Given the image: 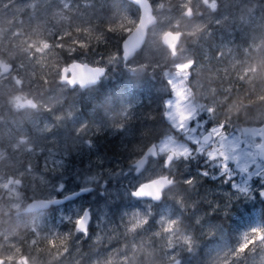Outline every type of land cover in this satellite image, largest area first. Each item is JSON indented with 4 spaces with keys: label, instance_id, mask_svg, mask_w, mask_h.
Masks as SVG:
<instances>
[{
    "label": "rangeland",
    "instance_id": "rangeland-1",
    "mask_svg": "<svg viewBox=\"0 0 264 264\" xmlns=\"http://www.w3.org/2000/svg\"><path fill=\"white\" fill-rule=\"evenodd\" d=\"M149 1L157 16V24L150 30L143 49L125 68L146 74L157 73L156 77L166 83L170 95L165 101V118L172 131L161 139L157 148L160 157L172 152L175 159L166 171L162 162L151 161L136 177L132 168L120 162L106 165L105 159L100 161L96 158L91 160L93 165L84 162L78 171L75 165L81 164L73 162L72 154L85 142L84 134L89 129L85 124L77 125L73 113L62 107L68 89L57 86L56 80L52 82L55 76L59 78L62 66L77 57L83 56L90 64L105 65L98 56L102 53L107 56L109 49L106 50L104 45L98 49L93 42L80 43L75 34L83 25L90 23L93 8L100 0H0V56L4 60L9 57L18 59L10 76L0 79V139L9 141L7 149H0V213L7 212L0 217V258L5 259L4 264H195L198 261L191 259L198 255L196 241L218 234L219 225L214 218H209L214 214V209L209 207L212 202L203 206L210 192L206 194L204 191L201 195L200 189L183 185L197 186L198 181L208 175L206 169L198 166L200 156L209 167L219 166L220 174L213 173L211 180L219 175L233 178L235 171L237 175L245 172L252 150L238 127L229 124L234 129L222 134L221 125H213L220 113L218 106L224 103L230 106L228 113L231 116L243 109L235 106L234 101L227 103L228 97L216 95L219 89L238 97L233 73L232 82H229L231 76L217 74L221 69L223 72L233 71L237 64L226 63L214 71L209 67L207 76L203 74L202 77L201 72L199 76L197 73L204 65L195 60L192 53L203 49V46L191 39L207 25L224 26L233 18L231 12L237 10L235 6L241 4L231 0H207L210 7L206 14L188 20L184 15L186 7L203 6L202 0ZM214 3L218 6L212 9ZM97 16L104 18L102 13H97ZM122 17L120 20L132 25L131 29L136 24L137 17L129 14ZM177 30L184 33V39L170 51L162 46L161 36L166 31ZM64 54L69 56V62ZM51 83L52 92L43 102L40 91ZM17 97L23 100L30 97L36 103L35 110L24 106V122L11 115V111L22 109ZM42 104L59 112L56 135L49 139L44 134L53 126L49 124L43 128L41 119L32 117V111L38 112ZM72 106L73 102L68 105ZM253 106L260 107V104ZM254 108L251 107L250 112ZM210 127L212 141L203 145L199 139ZM72 129L74 135H71ZM22 137L32 139L21 142ZM42 150H45L44 156ZM219 157L223 159L218 161ZM170 170L178 184L165 193V199L159 206L136 202L130 196V191L135 190L141 181ZM9 176L20 180L25 188H31L25 190L33 193L45 190L48 196L58 188L66 192L86 180L87 185L96 188L82 199L91 205L90 225L83 231L77 228L76 222L83 211L77 204L71 205L66 214L60 211L61 216L50 224L15 216L14 213L22 209L24 194L15 187L7 192L3 189ZM236 190L244 192V189ZM5 199L9 200L7 204H4ZM82 200L78 204H82ZM174 201L182 207L177 209ZM66 222L68 225L63 228L62 224ZM19 230L23 233L18 234ZM64 238L67 246L62 247L63 250L54 246L47 259L36 257L31 251V247L39 242ZM240 239L239 243H231L226 248L206 245L204 249L208 247L209 253L206 259L202 257L200 264H235L243 258L264 264V233L257 232L252 226L241 234Z\"/></svg>",
    "mask_w": 264,
    "mask_h": 264
},
{
    "label": "trees",
    "instance_id": "trees-1",
    "mask_svg": "<svg viewBox=\"0 0 264 264\" xmlns=\"http://www.w3.org/2000/svg\"><path fill=\"white\" fill-rule=\"evenodd\" d=\"M239 2L241 5L235 12H231L233 18L225 23L229 27L228 30L199 32L191 39V41L196 40L197 44L199 42L202 44L203 49L197 50L198 52L192 55L195 60L203 61L205 67H211L214 71L226 63L237 64L235 69L232 68L234 72L229 69L225 72L222 69L217 71V74L225 73L231 78L233 73L236 77L239 95L228 97L227 103L231 104L234 101L235 106L243 107L239 111L240 114H237V117H241L236 119L237 126L245 122L251 123L252 117L248 116L256 115L258 111L255 109L259 108L253 105L264 106V0H239ZM93 10L90 23L83 25L75 34L80 43L93 42L98 49L102 45L106 50L109 49V52L106 51L107 56H103L104 53L98 56L108 67V73L95 86L92 103L89 102L92 99L88 97L89 94L82 93L78 96L77 104L82 109L78 115L83 122L89 123L92 118L87 115V110H93V117L100 111V121H106L108 124L106 126L101 124L98 129H93L95 132L90 149L92 154L94 153L93 159L100 161L105 159L103 162L106 165L115 161L128 165L139 158L146 147L156 143L169 132L170 125L165 118V101L170 92L166 83L156 77L157 73L128 71L122 66L120 43L132 25L120 19L124 14L137 17V9L125 0H100ZM96 12L102 13L104 18H99ZM83 50L87 53L85 49ZM63 56L69 59L66 54ZM89 59L87 57V60ZM69 100L70 97L67 98V101ZM251 107H255L252 112H250ZM261 113L264 115V111ZM253 119L259 118L253 117ZM218 122H221L220 119H217ZM174 204L177 209L182 207L179 202L174 201ZM252 226L257 232L264 233V212L257 214L253 212L250 227ZM233 230L235 237L231 239ZM244 231V228L232 225L229 232L223 234V238H228L232 245L235 242L237 244L241 241V234ZM19 233L23 232L19 230ZM138 233L139 231H136V234ZM25 237L29 238L27 234ZM210 244L216 243L205 239L196 241L198 255L191 259L198 261L195 264H200L202 257L207 258L208 247L204 248ZM220 244L222 245L223 241ZM56 245L55 240L39 242L31 247V251L35 252L34 256L47 259ZM95 246L100 249L99 245ZM35 248H38V251ZM235 264L260 263L243 258Z\"/></svg>",
    "mask_w": 264,
    "mask_h": 264
},
{
    "label": "flooded vegetation",
    "instance_id": "flooded-vegetation-1",
    "mask_svg": "<svg viewBox=\"0 0 264 264\" xmlns=\"http://www.w3.org/2000/svg\"><path fill=\"white\" fill-rule=\"evenodd\" d=\"M231 2L237 3V2H239V0H231ZM202 3H203V6H198V7L188 6V7H186L185 12L188 8L191 9V13H189L188 16L186 15L187 16L186 19L191 20V19L196 18V17H203L206 14L207 9H209L210 5H209L207 0H202ZM217 6H218V4L214 3L211 6V8L214 9ZM237 7H238V5L235 6V8H237ZM194 12H196V14ZM221 30H228V28L226 25H224L222 27L221 26L207 25L206 27L203 28L202 32L221 31ZM177 31H180V30H177ZM182 39H184V33L182 35ZM182 39H181V41H182ZM76 40L78 41L79 38L77 37ZM179 44L177 46H174L172 49H168V50L171 51L174 48H177L179 46ZM199 44H201V43L199 42ZM3 58L4 57L0 56V62L3 64H6V65H9L10 69L8 72L4 73L3 68H5V67L0 66V79H1V77L7 78L10 76V74L14 70V63L16 65V63H17L16 60H18L17 57H9V59H11L12 61L9 59L4 60ZM74 61L81 62V63H88L84 60L83 56L77 57L71 62H74ZM129 62H127L126 64H123V62L121 60L122 66L124 68L126 67V65ZM201 62H203V61H201ZM68 64L63 65L62 67L67 66ZM88 64H90V63H88ZM90 65H92V66H105L107 68V73H108V67L106 65H103V64L102 65L90 64ZM202 67H203V69H200L197 74L199 75L201 72L202 77H203V74H204V76H207V72H208L207 67H205V66H202ZM211 74H213V73L210 72V75ZM58 76H59V78H57L55 76L54 80H52V82L56 80V83L57 82L59 83V84L57 83V86H65L68 89L66 92V98L64 100L62 107L64 109L65 108L69 109V112L71 111L73 114L77 115V117H76L75 115L72 114V117L76 120L77 125L85 124L86 127L89 129L84 134L85 142L81 146H78L75 154H72V157L74 160L73 162L74 163L78 162L81 164V165H75V167L79 171V168L82 167L84 162H88V163L92 164L91 160L94 157V153L92 154L91 151H90V153H86L85 151L91 149L92 136H93V133L95 132V130H93V129H98L101 124L103 126H106L108 124H106V121H103V122L100 121V118H99L100 111H99L97 116L93 117V110L92 109L87 110V115L90 118H92V120L90 119L89 123L83 122L78 115V112L79 111L81 112L82 109H81V106H79L77 104V99H78L79 95H81L82 93H86V94H89L88 97L92 98L91 100H89V102L92 103L93 102V93L95 92L94 88H95V86H97L100 83V81L102 80V78H104V76L101 77L95 85L87 87V88H85L83 86H75L73 88H69L67 83L62 82L60 71H59ZM68 77H69V75H67V78ZM49 78H51V77H49ZM50 81H51V79H50ZM229 82H232V78L229 80ZM48 86H49L48 88L46 86L45 89L41 90L40 94H39V95H41L40 98L43 102L46 101L45 98H46V96H48L47 94H50L52 92V83L48 84ZM216 91H217L216 95L220 96V97H231L232 96V95H228V93H225L219 89ZM68 97H70L69 101H67ZM17 102L21 105L22 109L11 111V115H12V117H15L16 120L24 122L25 121V120H23V116H24L23 115V111H24L23 108H24V106L27 107L28 109L35 110L36 103L34 102V100L30 99V97L27 100H23L20 97H17ZM71 102H73V106L68 107V105ZM218 107H219L220 113L218 114L217 119H220L221 122H218V123L215 122V123H213V125L218 126L220 124L222 127V134H226L229 131H231L232 129H234V128H232V126L238 127V129L240 130L241 136L250 142V148L252 150V154L249 155V159L246 162L245 172L241 173L240 175H237L238 172L235 171L236 176L233 178H227L223 175H219L215 180H211L210 176L213 173H215L217 175L220 174L219 166L209 167V165L207 163H205V159L200 156L198 166L202 170L206 169L208 175L205 176L204 178H202L200 181H198L197 186H192V185H188V184L183 185V186L185 188L200 189L201 195L204 194V191L206 192V194L208 192H210V194H208V196H206L205 199H207V202L204 203L203 206L205 207L206 204H209L212 202L211 205L209 204V207L214 209V214L209 216V218H214V221L217 222L216 224L219 225L220 230H219L218 234L215 233L213 235H207L206 237H204V239L206 241L207 240L215 241L216 244H211V245H215V246L217 245V246H219V248H226V247H228L230 242H229L228 238H223V234H227L229 232V228L231 229V226L233 224H234V226H240V228H244V230H248V228L251 225V216L253 215V212H255L256 214H257V212H264V154L259 155L258 150H257V148L259 146H261V138L251 137V136H243L241 133V127H245V126L259 127V126L264 124V115L261 113L264 111V107H259L256 115L250 114V116H248V117H252L251 123H249V122L243 123L242 122L243 124H241L240 126H237L238 124L236 122V119H241V117H237V115L231 116L228 113L229 112L228 108L230 106L228 107L226 105V103H224L223 106H218ZM222 109H224V111H222ZM32 112H33L32 117L41 119V127L45 128L49 124H51L53 126L52 129L50 130V132H47V131L45 132L44 136L46 137V139H49L51 136H55L56 135V126L58 124L59 112L54 107H50L48 105H43V104L41 105V108L39 109L38 112L37 111H32ZM253 117L259 118V119L254 120ZM234 120H235V122H234ZM229 124H231L232 126ZM228 125L231 127V129L228 128ZM90 126H93L94 128H92ZM95 126H97V127H95ZM235 129H237V128H235ZM210 130H211V127L209 129H206L203 135H205L207 133L211 134ZM171 131H172V129L170 127L168 133H170ZM257 133H260V131H258ZM71 135H74L73 129L71 131ZM203 135L200 137L199 142L202 139ZM211 136H212V134H211ZM31 139L32 138L26 139V138L22 137V138H20V141L25 142V141L31 140ZM161 139L156 142V147L158 146V143L161 141ZM0 140H2V141H0V149L3 151L5 149H7L6 143L9 144V141L5 140V139H0ZM211 141H212V138L208 143H210ZM10 142H11V144H13V141H10ZM208 143H201V144L205 145ZM88 145H89V148H88ZM30 148L31 147H29L28 149H30ZM169 153L170 152H168L165 155V157L162 158L159 156V152H158V148H157L156 158L149 157L147 164L144 167L143 171L137 175L135 174V167H134V162L137 159H135L128 166L125 165L124 162L120 161V163H122L127 168H130V169L132 168L134 175L137 177L145 171V169L149 166L151 161H155L158 164H160L162 162L163 167L166 171V169L170 166V164L175 159V155H174V159L172 161H170L169 163L165 164L167 155ZM42 155L43 156L45 155V150H42ZM3 157H4V155L2 156V158ZM6 157H8V156L6 155ZM222 159H223L222 157H219L218 161H221ZM230 167L231 168L233 167L231 160H230ZM160 176H164L167 179L173 181V184L169 189H172L173 187H175L178 184V180L174 177V175L171 173V170H170V171L165 172V173H159L157 176H154L153 178L141 181L139 184H137L136 188L139 185L150 182L151 180L156 179ZM87 184H88V182L86 180L81 181L75 187H70L71 189H68L66 192H63L61 190V188H58V190H56L52 196H48L46 194L45 190L37 191L36 193L25 190V189H31V188H29V187L25 188L24 186H22V183L20 180L14 179L13 177L9 176L7 181L5 182V184L3 186V189L7 192L8 189L15 187L17 189H20V192H22L24 194L22 209L16 211L14 213L15 216L19 215V216H21L22 219H25V220H28V218L37 219V221L39 220L42 224H50V222L52 220L54 221V219L57 216H61L60 211L63 210V214H66L71 205L72 206H74L76 204L79 205L83 211H82L81 216L79 217V219L76 222V226L79 230L83 231L90 225V222H91V215H90L91 205L88 203V201H84L82 199L87 198L96 189L95 186L87 185ZM43 189H45V188H43ZM84 189H88V190H86L87 191L86 193L80 194L78 196H74L73 197L74 199L64 200L68 195L76 194L77 192L84 190ZM169 189H167L165 191V193ZM236 189H244V192L238 193ZM131 191H130V193H131ZM165 193H164L163 200L165 199ZM235 193H238V194L236 197H233V194H235ZM130 196H131V194H130ZM79 200L83 201L82 204H78ZM133 200H135L136 202H138V201L139 202H143V201L148 202V203L153 204L156 207L159 206V204H161L163 202V200H162V202L154 204V203H152L150 201H146V200H136V199H133ZM8 201H9L8 199H5L4 204H7ZM40 201H43V202L59 201L60 203L50 204L49 207L43 208L42 210H29L31 208V206L36 204V202H40ZM86 210L89 213V217H90L89 222L86 225L80 226L79 225L80 218L82 217V215L84 214V212ZM4 214H7V212H4V213L1 212L0 217H2ZM205 214H206V212H205ZM210 220H212V219H210ZM66 225H68L67 222L63 223L62 227L64 228ZM227 227H229V228L226 229ZM233 234H234V230H233V233L231 235V239L233 237H235V235H233ZM58 239L55 240V241H57V245H56L57 247L62 248V247L67 246V239L66 238H64L63 240H58ZM221 241H223L222 245L220 244ZM2 259H3L2 264H4L5 259L4 258H2Z\"/></svg>",
    "mask_w": 264,
    "mask_h": 264
},
{
    "label": "water",
    "instance_id": "water-1",
    "mask_svg": "<svg viewBox=\"0 0 264 264\" xmlns=\"http://www.w3.org/2000/svg\"><path fill=\"white\" fill-rule=\"evenodd\" d=\"M137 9V20L134 27L126 34L120 43V56L123 64H126L132 60L136 54L143 49L147 42V38L150 30L157 24V16L154 13L153 7L149 0H125ZM191 13V9L188 8L184 15L188 16ZM186 16V17H187ZM183 33L181 31H166L161 36V44L167 49H172L177 46L181 39ZM0 66L3 68V72L9 71L10 66L0 62ZM107 73V68L105 66H92L88 63L81 62H71L67 66L60 69V75L63 83H67L69 88L75 86H83L85 88L95 85L101 77ZM67 75L69 77L67 78ZM66 78V79H65ZM260 131V133H257ZM241 133L243 136H251L261 138V146L257 148L259 155L264 154V124L259 127H241ZM211 134L207 133L203 135L200 140L201 143H208L211 140ZM156 143L150 144L145 148L143 153L134 162L135 174H139L143 171L147 164L148 158H156ZM174 159V154L169 153L166 158V163H169ZM10 182V181H9ZM173 184V181L167 179L164 176H160L150 182L139 185L135 190L131 191V197L136 200H146L154 204L162 202L164 198V193ZM88 189L81 190L76 194L68 195L64 200L74 199V196L86 193ZM159 195H155L156 192ZM137 193H141L137 195ZM151 193V194H147ZM59 201H40L36 202L29 210H42L43 208L49 207L50 204H58ZM89 213L86 210L82 217L80 218L79 225H86L89 222ZM3 263V259L0 258V264Z\"/></svg>",
    "mask_w": 264,
    "mask_h": 264
},
{
    "label": "snow or ice",
    "instance_id": "snow-or-ice-1",
    "mask_svg": "<svg viewBox=\"0 0 264 264\" xmlns=\"http://www.w3.org/2000/svg\"><path fill=\"white\" fill-rule=\"evenodd\" d=\"M139 194H141V193H137V195H139ZM147 194H151V193H147ZM155 195H159V192L157 191L156 193H155Z\"/></svg>",
    "mask_w": 264,
    "mask_h": 264
},
{
    "label": "bare ground",
    "instance_id": "bare-ground-1",
    "mask_svg": "<svg viewBox=\"0 0 264 264\" xmlns=\"http://www.w3.org/2000/svg\"><path fill=\"white\" fill-rule=\"evenodd\" d=\"M256 7V6H255ZM227 8H229V7H227ZM227 22V21H226ZM222 27V26H221ZM227 28H229V27H227ZM219 30V29H218ZM205 31V30H204ZM193 38V37H192ZM194 48V47H193ZM202 63V62H201ZM106 65V64H105ZM45 94V93H44ZM120 121V120H119ZM234 225V224H233ZM86 263V262H85Z\"/></svg>",
    "mask_w": 264,
    "mask_h": 264
}]
</instances>
